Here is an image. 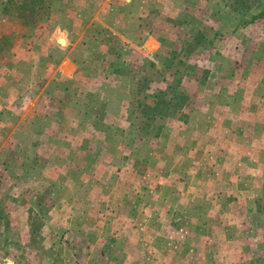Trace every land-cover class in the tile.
Wrapping results in <instances>:
<instances>
[{"label":"rangeland","instance_id":"obj_1","mask_svg":"<svg viewBox=\"0 0 264 264\" xmlns=\"http://www.w3.org/2000/svg\"><path fill=\"white\" fill-rule=\"evenodd\" d=\"M0 98V264H264V0H0Z\"/></svg>","mask_w":264,"mask_h":264},{"label":"trees","instance_id":"obj_2","mask_svg":"<svg viewBox=\"0 0 264 264\" xmlns=\"http://www.w3.org/2000/svg\"><path fill=\"white\" fill-rule=\"evenodd\" d=\"M172 65V64H171ZM179 70L176 69V73ZM180 82V81H178ZM178 82H171L166 86V88H160L156 93L152 96L145 94L144 96H150L151 100L148 103H142V98H137L135 96L136 90L134 89V101H139L137 108L144 110V123L150 125V122L155 120L158 116H164L166 111H169L173 101L175 103L177 98V87ZM139 94V93H138Z\"/></svg>","mask_w":264,"mask_h":264},{"label":"crops","instance_id":"obj_3","mask_svg":"<svg viewBox=\"0 0 264 264\" xmlns=\"http://www.w3.org/2000/svg\"><path fill=\"white\" fill-rule=\"evenodd\" d=\"M60 43L62 44V42L60 41ZM69 60V59H68ZM65 62V61H64ZM69 62L71 63V61L69 60ZM1 99V98H0ZM61 100H59V102H60ZM62 103L60 102V105H61ZM2 110H4V108H0V128H2L3 130H5L6 128H8V125H1V122H3L2 121V116H4L3 114H2ZM24 112H27V110L26 111H24ZM17 114H20V113H13L12 114V116H15V115H17ZM27 114H24V116H26ZM14 126L12 127V130L15 128V131H13V133H12V135H14L15 133H17L18 131H22V130H25V129H22V122H23V124H27L26 123V121L25 120H23V119H21V120H18V122H17V117H14ZM18 130V131H17ZM41 130H42V132L41 133H43V132H45V131H47L48 129H47V127H46V125L45 124H43L42 123V125H41ZM14 141H13V139H12V148H14Z\"/></svg>","mask_w":264,"mask_h":264}]
</instances>
